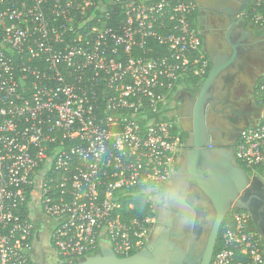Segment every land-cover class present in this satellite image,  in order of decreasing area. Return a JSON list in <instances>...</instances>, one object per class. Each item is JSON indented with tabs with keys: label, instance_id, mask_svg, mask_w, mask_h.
Returning a JSON list of instances; mask_svg holds the SVG:
<instances>
[{
	"label": "built area",
	"instance_id": "built-area-1",
	"mask_svg": "<svg viewBox=\"0 0 264 264\" xmlns=\"http://www.w3.org/2000/svg\"><path fill=\"white\" fill-rule=\"evenodd\" d=\"M105 4H124L125 22L106 26ZM194 8V0H0V264H32L39 228L64 262L101 242L118 258L146 245L151 218L126 219L121 200L157 190L178 165L169 103L181 81L209 71ZM251 19L264 27V0ZM256 95L264 100V73ZM234 159L264 184V123L240 132ZM229 214L212 264H264L248 213Z\"/></svg>",
	"mask_w": 264,
	"mask_h": 264
},
{
	"label": "flooded vegetation",
	"instance_id": "flooded-vegetation-1",
	"mask_svg": "<svg viewBox=\"0 0 264 264\" xmlns=\"http://www.w3.org/2000/svg\"><path fill=\"white\" fill-rule=\"evenodd\" d=\"M255 1L194 0L195 8L190 25L199 37L201 49L208 60L209 70L212 56L219 54L231 56L234 52L239 55L238 61L242 67V70L230 68L219 78L220 87H225L226 82L232 80L231 106L227 104L224 97L219 99L218 104L212 103L213 99L218 98L217 94L222 92L221 88L218 87L211 94V100L205 108L204 116L210 138L218 137L213 133L215 129L220 132L230 131V137H218L222 141H230L232 136L234 137L241 130L262 122L261 115L264 105L257 99L256 86L260 75L264 73V53L262 52L264 47H261L264 46V27L255 25L251 19L250 9ZM231 2L234 5H231ZM237 67L240 69L239 65ZM200 85L189 89H180L169 103L167 118L182 145V151L178 165L170 179L154 191L151 202L153 217H150V235L146 245L138 252L144 250L146 259L152 264H176L180 260V264H201V252L209 233V212L202 209V211L195 212V218L203 231L200 237L192 229L187 239H181L179 229L181 221H184L186 216L183 206L189 200L190 193L186 191L187 186L181 190V184L175 183L176 174L181 168L187 151L186 145L191 141L194 127L200 116V109L197 106ZM233 112L236 113L234 124L232 122L234 120ZM234 147L235 145L229 146L233 156ZM247 176L251 178V176ZM260 184L264 187L261 181ZM254 189H257L256 185L251 187V191L255 192ZM44 231V228H39L34 234L32 264H84L88 259L98 256L105 260L109 258L105 250L98 248L92 254L66 263L60 259L50 244L48 248L45 246ZM214 256L215 248L210 264H212Z\"/></svg>",
	"mask_w": 264,
	"mask_h": 264
},
{
	"label": "water",
	"instance_id": "water-1",
	"mask_svg": "<svg viewBox=\"0 0 264 264\" xmlns=\"http://www.w3.org/2000/svg\"><path fill=\"white\" fill-rule=\"evenodd\" d=\"M231 5H234L233 2ZM238 57L236 52L231 56L226 54L212 56L209 73L198 89L197 106L200 109V116L194 127L191 141L186 145L187 151L175 178V183L181 184V190L187 186L186 191L190 193L189 200L183 206L186 216L184 221H181L179 229L181 239H187L192 229L200 237L203 231L195 218V212L202 210L209 212V233L201 252V264H210L220 228L231 210L247 212L259 233L264 236V187L261 186L258 178H248L229 148L230 145L236 144L242 130L234 137L232 136L230 141H222L218 137L228 138L231 135L230 131L220 132L215 129L213 133L218 137L210 138L204 122L205 108L211 100V94L218 87L222 89V92L217 94L218 98L213 99L212 103L218 104L219 99L224 97L227 104L232 105L230 101L232 80L227 81L225 87H220L219 78L230 68L242 70ZM233 115L234 120L231 121L234 124L236 113L233 112ZM253 185L257 188L254 189L255 192L251 191ZM43 236L44 244L48 248L50 243L46 230ZM99 248L105 250L109 258L105 260L98 256L88 259L84 264H152L146 259L144 250L127 258H117L108 243L101 242ZM180 261L176 264H180Z\"/></svg>",
	"mask_w": 264,
	"mask_h": 264
},
{
	"label": "trees",
	"instance_id": "trees-1",
	"mask_svg": "<svg viewBox=\"0 0 264 264\" xmlns=\"http://www.w3.org/2000/svg\"><path fill=\"white\" fill-rule=\"evenodd\" d=\"M95 3H98L100 0H93ZM105 3V0H101ZM106 5V13L107 17L103 21L105 22L106 26L116 27L125 22L126 16L125 11L126 7L124 4H111ZM90 14V11L88 12ZM95 17H99L101 15V11L96 9L93 12ZM250 16H252V8L250 9ZM192 18V16H191ZM190 18V22H191ZM97 21L93 20L90 21L89 25H94ZM156 52H162V48L157 44H154ZM206 78V77H205ZM203 80L189 78L181 81V88H193L201 84ZM262 104H264V100H260ZM239 166L245 171L247 175H250L249 170H247L244 166L239 164ZM130 194L121 200V210L122 214L126 219L128 218H137V219H144L146 217H153L152 211V204L148 200L147 194H144L140 188L135 190H130ZM124 219V218H123ZM125 220V219H124ZM230 214L225 217V220L220 228L217 243L215 246V254L220 250L222 246V232L223 227L229 222ZM251 227L253 230L258 232L257 227L251 222ZM82 258V257H80ZM67 263V262H66Z\"/></svg>",
	"mask_w": 264,
	"mask_h": 264
},
{
	"label": "crops",
	"instance_id": "crops-1",
	"mask_svg": "<svg viewBox=\"0 0 264 264\" xmlns=\"http://www.w3.org/2000/svg\"><path fill=\"white\" fill-rule=\"evenodd\" d=\"M257 99L260 101L261 99L257 96ZM261 102V101H260ZM264 105V104H263ZM262 122L261 123H264V108H263V111H262ZM259 232V231H258ZM260 234V233H259ZM260 237H261V245H262V249H263V252H264V236H262L260 234ZM33 262V255H32V259H31V263Z\"/></svg>",
	"mask_w": 264,
	"mask_h": 264
},
{
	"label": "rangeland",
	"instance_id": "rangeland-1",
	"mask_svg": "<svg viewBox=\"0 0 264 264\" xmlns=\"http://www.w3.org/2000/svg\"><path fill=\"white\" fill-rule=\"evenodd\" d=\"M263 53H264V50L262 51ZM264 71V70H263ZM231 100V99H230ZM154 191H152V192H149V194L147 195L148 196V200L150 201V202H152V199H153V195H154ZM152 204V203H151Z\"/></svg>",
	"mask_w": 264,
	"mask_h": 264
},
{
	"label": "bare ground",
	"instance_id": "bare-ground-1",
	"mask_svg": "<svg viewBox=\"0 0 264 264\" xmlns=\"http://www.w3.org/2000/svg\"><path fill=\"white\" fill-rule=\"evenodd\" d=\"M207 77V76H206Z\"/></svg>",
	"mask_w": 264,
	"mask_h": 264
}]
</instances>
